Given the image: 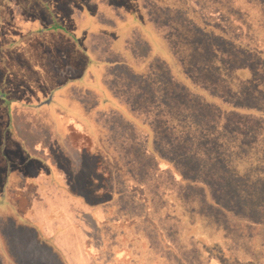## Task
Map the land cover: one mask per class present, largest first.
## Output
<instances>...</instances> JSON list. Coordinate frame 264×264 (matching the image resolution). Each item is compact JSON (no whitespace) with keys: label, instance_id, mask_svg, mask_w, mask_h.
Returning <instances> with one entry per match:
<instances>
[{"label":"rangeland","instance_id":"1","mask_svg":"<svg viewBox=\"0 0 264 264\" xmlns=\"http://www.w3.org/2000/svg\"><path fill=\"white\" fill-rule=\"evenodd\" d=\"M93 1L110 13L141 16L145 7L168 57L140 67L135 34L134 51L124 46L131 59L110 38H92L102 61L87 58L95 78L84 71L75 98L102 140L73 128L61 142L23 140L24 119L55 116L22 109L35 89L19 87L40 78L31 60L48 65L40 32L74 29L71 9L93 11ZM12 99L20 106L8 109ZM34 144L60 170L50 195L20 177L23 157L42 153ZM127 255L140 264H264V0H0V264H126Z\"/></svg>","mask_w":264,"mask_h":264},{"label":"crops","instance_id":"2","mask_svg":"<svg viewBox=\"0 0 264 264\" xmlns=\"http://www.w3.org/2000/svg\"><path fill=\"white\" fill-rule=\"evenodd\" d=\"M150 1L152 2L153 0ZM89 4L90 3L87 2L88 6ZM93 4V11H91L84 5H80L77 10H75L74 8L71 9L73 15L76 16H74V19L76 20V26L74 29L59 31L57 29L58 27L48 28V25H46L40 32L39 36L41 37V40H39V46H41V49L46 52L45 57L48 65L44 66V64H42L39 59V61L35 58L31 60L33 63L32 69L33 71L37 72V75L40 76V78H38L37 85L33 84L28 87H19V89H35V91L30 93V97H28L31 100L27 98L26 100H24L26 102L23 101L24 106L22 107V109L28 111L33 107L37 109H45L46 107H48L49 109L55 110V116H51L50 119H46L45 121L41 122H38L35 119H24L23 123L21 124L27 127L23 130L25 134L18 135L22 136L21 138L23 140L28 138L27 140L30 141L31 139H33L32 136H35V138H37L38 136L42 137V135H48L51 137L52 141L61 142L69 138V132L71 128L89 135L93 142L102 140L101 131H103V129L95 121H93V117L89 114L92 112L86 111V108L84 104L81 103V100H77L75 98V95L77 93L75 89L78 87L79 84L77 83L82 77V74H84V71L89 72L86 78L90 79V81L95 78L94 73L89 70L87 58H93L94 60L102 61V58L98 57V42L92 43V38L95 39L98 37V35H100L102 38H110V41H112L115 48H117L122 53L123 57L125 59H131V54L127 52V50H125L124 46L127 45L126 47H128V44L132 41V33L135 34L137 39H139V41L141 42L140 44H142L139 45L140 49L142 48L140 57L143 58V63H141L142 65H140V67H143L145 62L148 63L154 59L159 60L161 55H163L164 58L168 57L169 49L167 41L165 42V37L163 36V34H161L155 21L149 18L147 19V16L144 13L145 7L142 8L141 6L142 15L139 16L136 15L134 11H131L129 9H126L125 12H103V7H100L99 3L97 4L95 3V1H93ZM144 6H146L145 3ZM160 9V7L157 8V13L161 11ZM104 15L107 16V18L104 17ZM107 20L109 21L108 25L105 24ZM94 23L100 30V32L91 30L90 26ZM30 24L31 21L29 19H25L21 26L26 28V26ZM54 33H56L58 36H61V38L63 37L62 42H65V45L58 46L56 39L52 37ZM75 37H78L79 39L78 42H80L79 47L81 48V50H76L75 48L73 42V39ZM130 47L131 45L128 48L134 51ZM79 52L82 53L81 57H79ZM25 55L26 57H29L27 54H24L23 56ZM81 59L83 60L82 63H85L87 60V69L86 64H80L79 60ZM92 68L95 69L94 67ZM72 73H74V75ZM102 76L103 75L99 76V80L101 81L103 78ZM57 79L59 81H57ZM50 80L54 82L57 81V84H51L48 86ZM85 89L88 88L86 87ZM78 91H80V89H78ZM26 96H28L27 93L25 97ZM41 97L43 98L40 99ZM19 100L12 99L13 103L11 101L12 104L8 107V109L11 108L12 105L20 106L19 104H17L18 102H16ZM91 109L94 110L95 107H91ZM83 110L86 111L87 116L85 115V112H83ZM75 112L78 114V116H81V114L83 116L85 115L86 118H83V120L80 117L75 116ZM46 126H48V130H45L46 132H43V127ZM37 141H39V139ZM30 150H32L33 152L40 151V153L42 151V153L40 154V157L33 156V159L28 158L29 156H26L24 153L22 154L25 155V157H23V164L22 167H20V171H22L20 173V177L22 176L23 178H25L27 183L29 180L31 182H36L39 190H43L47 195H50L52 186H58L60 183V170L55 168L54 162L50 163L49 160H45L46 156H48V153L45 150L40 149L38 145L34 144L33 148L31 146ZM9 157L15 158L12 157V155H9ZM33 160H36L37 162V165L34 166L35 175H26L24 173V170L26 169V166H28L29 168L30 165L34 163ZM158 160H160V158ZM164 161L166 162L164 169H171L178 177L180 174L177 172L175 167L172 166L171 162L167 160ZM185 182L187 183V181ZM9 198H11V196H9ZM29 212L31 213L32 211L30 210ZM158 232L159 234H161L160 231ZM141 245L144 246L146 245V243L144 242ZM127 250L129 251V249ZM126 259V264H140L141 260V258L139 257H128V255ZM133 260L134 262H132Z\"/></svg>","mask_w":264,"mask_h":264},{"label":"trees","instance_id":"3","mask_svg":"<svg viewBox=\"0 0 264 264\" xmlns=\"http://www.w3.org/2000/svg\"><path fill=\"white\" fill-rule=\"evenodd\" d=\"M167 39H168V37H166ZM203 40H204V37H203ZM198 55V54H197ZM232 64H230V67L232 68ZM170 73V72H169ZM170 75H171V73H170ZM171 77L173 78V76L171 75ZM183 81H188V77L187 76H185L184 75V79H183ZM188 86H190V84H188V83H186ZM213 96H215L216 97V95H213ZM217 98V97H216ZM216 126H217V124H216ZM216 126L214 125V128L216 129ZM217 128H218V126H217ZM154 152H156V151H154ZM161 158H163L162 156H160ZM170 162H172V161H170ZM175 169L177 170V172L179 173L180 171L175 167ZM179 174H181V173H179ZM185 180V179H184ZM188 182H190V183H192L191 182V180L189 181V180H187ZM210 196V195H209ZM211 197V196H210ZM210 201L211 202H213L214 201V199L213 198H210Z\"/></svg>","mask_w":264,"mask_h":264}]
</instances>
